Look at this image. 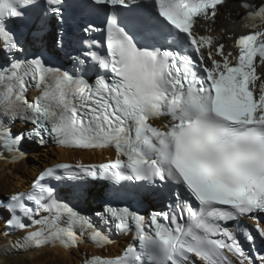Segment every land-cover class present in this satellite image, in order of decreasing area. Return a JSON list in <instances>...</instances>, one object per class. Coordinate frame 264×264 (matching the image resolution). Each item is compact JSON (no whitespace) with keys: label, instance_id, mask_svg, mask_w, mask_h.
<instances>
[{"label":"snow or ice","instance_id":"snow-or-ice-1","mask_svg":"<svg viewBox=\"0 0 264 264\" xmlns=\"http://www.w3.org/2000/svg\"><path fill=\"white\" fill-rule=\"evenodd\" d=\"M91 3L110 6L101 45L106 55L85 53L77 63L90 60V67L70 73L46 66L36 54L31 60L14 58L20 47L7 23L35 5L0 0V51L12 57L0 67V150L16 159L23 156L20 145L26 137L44 143L46 135L61 146L114 148L116 154L99 166L77 164L74 170L58 164L41 172L28 191L10 194L0 204L9 213L8 225L21 232L40 225L12 247L68 248L83 238L96 246L111 242L72 206L84 195L82 184L60 188L66 180H159L174 189L169 211L145 217L129 207L106 206L97 212L120 233L134 226L138 247L129 244L121 255L93 256L84 264H232L225 250L239 264H264V255L254 258L241 243V237L249 245L257 236L264 240L259 220L264 216V79L255 64L259 57L264 65V31L236 38L234 55L213 37L194 32L201 18L214 21L224 0ZM44 4L46 15L63 22V0ZM241 7L245 26L256 29L257 21L264 23V2L253 7L242 0ZM30 85L39 91L32 102L25 95ZM16 120L33 127L13 133L6 121ZM59 169L66 175L57 174ZM40 212L47 215L37 219ZM244 217L257 220L255 230L240 223ZM228 223L243 231L229 230Z\"/></svg>","mask_w":264,"mask_h":264},{"label":"bare ground","instance_id":"bare-ground-1","mask_svg":"<svg viewBox=\"0 0 264 264\" xmlns=\"http://www.w3.org/2000/svg\"><path fill=\"white\" fill-rule=\"evenodd\" d=\"M253 1L255 4L264 2V0ZM243 13L244 12L238 4V0H227L221 7H218L214 21L199 20L194 25V29L198 31L199 34L211 36L214 38L215 42L223 44L225 46V52H233L234 37L247 29L243 25L245 21L242 19V17L245 16ZM257 29L258 31H264V23L258 24ZM217 59H219V57H217ZM258 73L261 79H264V68H260ZM25 144L26 143H24L23 146ZM43 149H49L50 153L54 156L48 157L47 154H44L47 156L48 160L43 162V167L57 162L90 163L107 160L113 157V152L110 150H105V152H103L101 150H79L53 146ZM22 153L24 156L25 152L22 151ZM31 153L34 155L36 154V152H29L30 155ZM23 156L14 159L11 154H7L0 158V171H6L15 177L14 186L16 187L13 186L14 188H12V191L6 190L8 187L7 183L0 182V186L3 189L2 193H5L6 196L18 191H25L30 186L32 179L43 168L40 169L38 168V164H35L34 171L29 170V168L25 166L26 164H21L26 163L24 160L20 161ZM30 172H34V177L28 182L29 178H26V175L30 174ZM5 179L9 181L8 178ZM101 186H103L101 183H92L93 189L98 190ZM89 200H86V204L90 206L91 203ZM0 221L2 223L0 225V264H80L81 261L85 259L87 253L99 252L93 246L80 243L78 246L68 248L58 245H47L43 247L33 246L26 251L9 253L8 249L12 248L9 242L18 234L9 233L4 227L5 220ZM39 227L40 225H33L24 232H21V234L25 235L26 232L35 231ZM123 239L124 238H122L121 243H124ZM262 242L264 243V240H262ZM107 250L108 254H116L119 250V246L114 244L108 247Z\"/></svg>","mask_w":264,"mask_h":264},{"label":"rangeland","instance_id":"rangeland-1","mask_svg":"<svg viewBox=\"0 0 264 264\" xmlns=\"http://www.w3.org/2000/svg\"><path fill=\"white\" fill-rule=\"evenodd\" d=\"M16 130H18L19 128L17 127V128H15ZM27 144V143H26ZM25 144V145H26ZM25 145H24V152H25V154H24V156L22 157V159L20 160V161H22V160H24L26 163H21V164H26L25 166L26 167H28L29 168V170H31V171H34V165L35 164H38V168H42L44 165H43V162L44 161H47L48 159H47V156L48 157H54L51 153H50V150L48 149H43V148H49V147H51V146H44V147H32V148H27V147H25ZM36 152V154L34 155V154H32L31 153V155L29 154V152ZM44 154H47V156H45ZM46 158V159H45ZM45 159V160H44ZM49 162V161H48ZM3 173V174H2ZM7 175V176H6ZM34 177V172H30V174H28V175H26V178H29V181L28 182H30V180L32 179ZM2 178V179H1ZM5 178H8L9 179V181H7ZM0 182H5V183H7L8 184V187H7V191H12V188H14V187H16V186H14V182H15V177L14 176H12L11 174H9L8 172H6V171H0ZM12 186V187H11ZM14 186V187H13ZM2 191H3V189H2V187L0 186V197H5L6 196V194L4 193H2ZM2 223H1V221H0V225H1Z\"/></svg>","mask_w":264,"mask_h":264},{"label":"trees","instance_id":"trees-1","mask_svg":"<svg viewBox=\"0 0 264 264\" xmlns=\"http://www.w3.org/2000/svg\"><path fill=\"white\" fill-rule=\"evenodd\" d=\"M25 147H27V148H32V144L31 143H27L26 145H25ZM2 198V197H1Z\"/></svg>","mask_w":264,"mask_h":264}]
</instances>
